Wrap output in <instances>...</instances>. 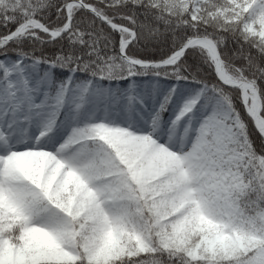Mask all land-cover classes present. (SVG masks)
<instances>
[{
  "label": "snow or ice",
  "instance_id": "obj_1",
  "mask_svg": "<svg viewBox=\"0 0 264 264\" xmlns=\"http://www.w3.org/2000/svg\"><path fill=\"white\" fill-rule=\"evenodd\" d=\"M0 264H264V0H0Z\"/></svg>",
  "mask_w": 264,
  "mask_h": 264
}]
</instances>
